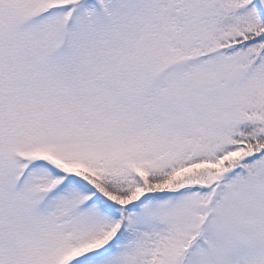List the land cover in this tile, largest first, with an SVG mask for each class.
<instances>
[{
  "label": "snow or ice",
  "instance_id": "snow-or-ice-1",
  "mask_svg": "<svg viewBox=\"0 0 264 264\" xmlns=\"http://www.w3.org/2000/svg\"><path fill=\"white\" fill-rule=\"evenodd\" d=\"M0 264H264V0H0Z\"/></svg>",
  "mask_w": 264,
  "mask_h": 264
}]
</instances>
